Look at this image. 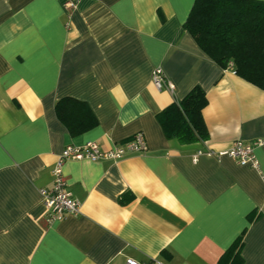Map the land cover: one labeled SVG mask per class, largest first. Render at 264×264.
<instances>
[{
	"label": "crops",
	"instance_id": "1",
	"mask_svg": "<svg viewBox=\"0 0 264 264\" xmlns=\"http://www.w3.org/2000/svg\"><path fill=\"white\" fill-rule=\"evenodd\" d=\"M192 3L0 0V264H215L241 233L242 264H264V142L256 167L222 153L264 141V90L198 48L183 27ZM155 67L172 91L154 86ZM195 85L208 138L182 144L156 115ZM63 97L97 124L70 134L54 112ZM137 131L143 153L64 163L79 212L46 223L38 190L62 148L104 151Z\"/></svg>",
	"mask_w": 264,
	"mask_h": 264
},
{
	"label": "trees",
	"instance_id": "2",
	"mask_svg": "<svg viewBox=\"0 0 264 264\" xmlns=\"http://www.w3.org/2000/svg\"><path fill=\"white\" fill-rule=\"evenodd\" d=\"M185 30L198 48L221 68L232 67L242 79L264 90V0H193ZM204 90L195 85L157 115L166 138L188 144L208 138L202 109ZM57 119L70 134H80L97 124L86 102L63 97L54 104ZM242 233L215 264H242Z\"/></svg>",
	"mask_w": 264,
	"mask_h": 264
},
{
	"label": "built area",
	"instance_id": "3",
	"mask_svg": "<svg viewBox=\"0 0 264 264\" xmlns=\"http://www.w3.org/2000/svg\"><path fill=\"white\" fill-rule=\"evenodd\" d=\"M79 0H63V7L67 11H72L76 8ZM151 80L157 89L164 88L172 91V85L164 78L162 70L159 67L153 68L151 72ZM262 139H255L251 142H242L236 140L232 143L228 151L222 152L234 159L239 164H246L252 167L257 166L253 150L260 145ZM147 146L144 134L137 131L127 138L122 144L108 148L104 151L100 150L95 141H86L82 145H65L58 154L54 162L51 174L52 183L49 187L40 188L39 195L45 207V221L51 223L56 220H62L68 215H75L79 212V203L73 197L72 193L67 188L66 181L63 177V165L68 160H89L97 161L99 159H119L124 154L143 153ZM203 152L198 150L195 154L199 155ZM219 153V154H222ZM211 155V152H207ZM126 264H144L132 258L125 260ZM151 264H167L164 261L155 259Z\"/></svg>",
	"mask_w": 264,
	"mask_h": 264
}]
</instances>
